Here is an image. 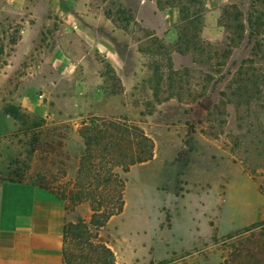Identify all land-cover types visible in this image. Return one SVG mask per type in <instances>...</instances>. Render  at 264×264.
Returning a JSON list of instances; mask_svg holds the SVG:
<instances>
[{
	"label": "rangeland",
	"instance_id": "obj_1",
	"mask_svg": "<svg viewBox=\"0 0 264 264\" xmlns=\"http://www.w3.org/2000/svg\"><path fill=\"white\" fill-rule=\"evenodd\" d=\"M137 1L0 0V184L73 182L80 124L124 116L155 152L121 174L125 207L102 232L116 264H264V0L222 5L210 38L205 0H159L181 9L174 42L153 35L147 8L135 19ZM157 65L180 74L155 97Z\"/></svg>",
	"mask_w": 264,
	"mask_h": 264
},
{
	"label": "trees",
	"instance_id": "obj_2",
	"mask_svg": "<svg viewBox=\"0 0 264 264\" xmlns=\"http://www.w3.org/2000/svg\"><path fill=\"white\" fill-rule=\"evenodd\" d=\"M184 40L180 36L179 44ZM154 46L158 47V51ZM153 48L155 55H169L166 45L157 39L149 42V50L152 51ZM106 65L109 67V64ZM111 74L117 79L115 72ZM153 74L157 78L155 97H158L160 82L165 79L172 88V81L180 72L169 66L165 75L161 66L157 65ZM172 96L174 95L167 98ZM4 111L23 127H29V117L18 107L8 105ZM78 135L83 142V151L78 160L74 181L60 185V189L55 191L40 186L73 207L87 203L91 211L89 219L77 217L75 221L63 226L62 264H116L115 253L102 232L111 218L120 215L125 207L126 180L121 174H127L134 166L153 160L155 144L140 126L124 116L94 117L88 122L83 121L78 128ZM31 154L32 151H28V160ZM66 209L69 210L67 204Z\"/></svg>",
	"mask_w": 264,
	"mask_h": 264
},
{
	"label": "crops",
	"instance_id": "obj_3",
	"mask_svg": "<svg viewBox=\"0 0 264 264\" xmlns=\"http://www.w3.org/2000/svg\"><path fill=\"white\" fill-rule=\"evenodd\" d=\"M215 1V5L204 2ZM203 14L204 25L200 31L207 38L219 34L217 29L220 7L230 0H205ZM135 19L142 21L145 8L148 13L160 20L161 27L152 28L155 36L164 37L168 42L177 38L176 26L181 22V9L174 3H160L159 0H138ZM114 36L121 37L119 31L109 29ZM125 45L128 50L132 44L130 38ZM108 58V55H107ZM76 175V173H75ZM4 190H13L11 195L27 194V201L16 203L3 198ZM75 214L89 219L90 209L87 203L75 206ZM68 219L66 203L57 199L48 190L31 183L0 184V264H62V230ZM117 262V261H116Z\"/></svg>",
	"mask_w": 264,
	"mask_h": 264
}]
</instances>
